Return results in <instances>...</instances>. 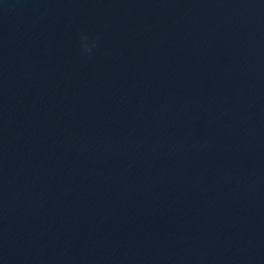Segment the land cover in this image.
<instances>
[{"label":"water","instance_id":"1","mask_svg":"<svg viewBox=\"0 0 264 264\" xmlns=\"http://www.w3.org/2000/svg\"><path fill=\"white\" fill-rule=\"evenodd\" d=\"M0 264H264V0H0Z\"/></svg>","mask_w":264,"mask_h":264},{"label":"clouds","instance_id":"2","mask_svg":"<svg viewBox=\"0 0 264 264\" xmlns=\"http://www.w3.org/2000/svg\"><path fill=\"white\" fill-rule=\"evenodd\" d=\"M80 43H81V47L83 48V50L85 52H88L91 50L92 47L95 46V39L89 38L88 36L82 34L80 36Z\"/></svg>","mask_w":264,"mask_h":264}]
</instances>
